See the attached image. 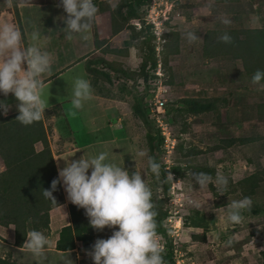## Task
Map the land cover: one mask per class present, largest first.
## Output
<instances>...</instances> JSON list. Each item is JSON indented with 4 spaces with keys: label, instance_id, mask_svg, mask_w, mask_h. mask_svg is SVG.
I'll return each mask as SVG.
<instances>
[{
    "label": "rangeland",
    "instance_id": "rangeland-1",
    "mask_svg": "<svg viewBox=\"0 0 264 264\" xmlns=\"http://www.w3.org/2000/svg\"><path fill=\"white\" fill-rule=\"evenodd\" d=\"M58 2L59 0H52L48 5L53 3L55 5L53 7L47 5L46 10L56 17L67 15L62 7L56 5ZM94 2L97 7L106 8L110 5L108 0ZM112 2L116 3L117 0ZM13 3L14 0H0L2 8L9 4V11L12 10L11 7L15 11ZM38 7L34 4L27 10L38 12ZM110 9L98 10L88 39H83L80 34H74L78 37L76 50L78 64L71 67L72 83L75 76L84 72V62L94 60L98 56L108 61L119 62L129 72L139 68L143 53L139 49L142 37L132 38V33L126 28L114 35L111 29ZM140 14L144 24L139 19H132L130 23L136 24V30L140 26L146 27L151 24L150 31L156 36L151 43L155 46V55L158 58L157 68H146V81L136 74L133 75V79H127L107 68L105 70L110 74L109 80L100 75L89 73L87 75L85 72L84 77L94 81L93 98L88 101V105H92L93 108L84 112L78 109V114L63 116L62 121L59 118L57 121L56 116L45 120L50 148L54 155H58L57 163L65 166L64 158L72 160L82 155L107 151L109 159L116 164L126 168L130 173L133 171L141 173L152 191V202L154 203L156 198H163V206L168 210L167 218L164 220L166 239L162 235H156V239L162 246L166 240L169 242V237L171 238L176 264L238 262L259 264V254L264 249V211L256 212L255 201H252L251 210L244 213V219L240 224H230L226 217L227 205L234 199L242 198L230 191L235 181L249 174L256 163L264 164V119L259 118L254 107L264 95V88L252 82L246 84L241 82L242 79L238 76V71L243 70L240 59L203 58L202 48L205 32L213 27H261L264 21V3L254 4L250 0H150L148 5L140 9ZM37 15L38 13L33 14L34 17ZM224 18L230 19L231 23L224 24L222 22ZM95 30L98 38L104 40L101 47L94 44ZM169 30L178 33L180 44L179 51L170 56L169 46L163 47L162 36ZM188 32L196 33L200 39L189 42ZM55 35L56 32H52V35L41 34L42 50L48 51L52 58H56L52 71L58 70L61 67L59 65H65V61L57 59L65 41H61ZM173 38L174 36H171V39ZM106 48L122 50L127 48L128 52L117 54L105 50ZM165 54H168L170 71L167 67L164 69L160 66V58ZM72 56V53L66 55L67 59ZM96 66L101 67L100 64ZM170 73L173 74L172 77ZM62 79L61 77L57 79L54 85L46 90V98L49 97V101L53 96L61 98L65 95L64 89L69 83L61 81ZM243 84L247 89L242 91V99L236 104L235 92L239 85ZM136 94L143 97L150 110L149 117L155 120L164 136L159 157L161 171L166 170L168 174L170 167L177 165L181 167L177 174L172 173L171 189L167 195L162 193V175L157 180L148 167L151 154L145 128L140 118L132 111ZM190 96L225 97L226 102L220 100L217 105L221 121L232 115L230 123L219 126L218 115L214 111L198 115L183 114L182 125L180 122L169 123L167 109L172 108L177 99ZM82 113L86 115L80 116ZM61 128L65 130L60 132ZM229 136H248L252 141L246 144L235 142L225 148L212 150L217 139H226ZM179 144L184 148L196 146L201 153L184 158L181 149H177ZM36 147L41 148L39 142L36 143ZM140 151L145 155L139 156ZM3 165L0 158V169ZM196 165L211 166L213 179L217 172L227 176L228 191L220 193L213 183L214 188H211L209 183L204 186L196 183L192 169ZM257 200L259 204L263 203V198ZM198 220L203 223L202 227L194 225ZM1 230L2 227L0 232ZM94 232L95 239L108 238L112 234V229L105 226L103 231L94 229ZM201 235H204L205 239ZM8 251L13 254L11 258L18 262L25 259V251L17 249L13 242L0 235V255L4 256Z\"/></svg>",
    "mask_w": 264,
    "mask_h": 264
},
{
    "label": "trees",
    "instance_id": "trees-1",
    "mask_svg": "<svg viewBox=\"0 0 264 264\" xmlns=\"http://www.w3.org/2000/svg\"><path fill=\"white\" fill-rule=\"evenodd\" d=\"M218 1V0H215ZM254 4L257 2L260 5L264 0H250ZM118 6L113 10L110 5L104 8L98 7L99 11L110 9V20L112 33L115 35L122 29L126 28L132 33V38L142 37L139 49L143 51L141 62L137 70L129 72L122 67L119 62L108 61L102 56L96 57L94 60H86L85 68L87 73L91 75H100L107 80L110 74L106 68L112 70L113 73L121 75L127 79L134 78L133 75L147 80V67L157 68L158 58L155 55V46L151 42L156 39V36L150 31L151 24L146 27L140 26L136 30L135 25L130 23L132 19H139L142 24V16L140 9L150 3V0H117ZM232 10V9H231ZM234 11V9H233ZM16 12V11H15ZM224 32H228L232 36L231 42L225 43L218 39ZM164 42L163 47L169 46V56L179 51V39L176 31L169 30L162 35ZM171 36H174L171 39ZM169 38V39H168ZM104 40L99 39L94 33V44L101 47ZM105 50L112 53H126L120 48H106ZM203 58H223L227 60L240 59L242 61L243 70L238 71V76L242 79L241 82H252L251 77L257 69L264 70V21L261 27L258 28H217L208 29L204 34ZM168 54L160 58V66L164 69L168 66ZM100 64L101 67L96 65ZM173 74L170 73V77ZM91 80V79H90ZM94 81L91 84L94 86ZM239 85L235 92V102L239 104L242 99V91H246L247 87ZM262 85L264 88V80L256 86ZM255 104V110L259 118L264 119V95ZM226 102L225 97H183L174 102L172 108L167 109V120L169 123L176 124L180 122L182 125V115H198L205 112L214 111L217 113V121L219 126L230 123L232 115L226 116L223 121L220 119L218 101ZM234 110V108H232ZM133 113L140 118L144 128L147 144L152 158L159 162V157L162 152L164 136L161 128L152 120L148 105L144 102L143 97L139 94L135 96V102L132 104ZM59 107L53 106L50 109H45L43 118L40 121L34 122L31 125H23L15 119L18 112L9 115H0V158L4 163V169L0 171V225L14 226V242L15 246L21 247L26 239V234L32 229L41 231L47 234L49 230V211L52 206L62 203V189L58 185V190L53 192L56 202L46 199L42 193L43 188H49L51 181L58 175L56 163L53 157V152L49 145L48 130L44 125L45 115H59ZM183 123V129H185ZM252 139L248 136H229L226 139H217L214 144V149L225 148L235 142L249 143ZM40 142L42 148L36 149L35 144ZM181 149L182 157L188 158L199 155L201 150L196 146L184 148L181 144L177 147ZM249 162L251 160H248ZM149 167V164H148ZM180 166H172L169 172L177 174L180 171ZM150 169V168H149ZM195 173L204 172L211 176L213 168L211 166L198 167L194 166ZM162 178V193L167 195L170 193L172 181L168 179L166 170L161 171ZM234 187L230 190L239 196H249L252 201H255L256 207L254 210L264 211V164L256 163L253 170L245 177L235 181ZM211 188H214L212 183H209ZM228 191V189H227ZM226 191V192H227ZM258 198H263V203H258ZM163 198H156L153 203L155 212L154 220L156 224V235H162L166 239V228L164 220L167 218L168 210L163 206ZM71 224L61 228L59 239L56 242L57 249H68L74 246V241L79 240L86 248H91L94 239V228L89 224V219L84 213L83 208H78L75 204H68ZM196 227H202L201 221L194 222ZM205 239L204 235H201ZM164 252V264H176L174 247L172 240L169 237V242L166 240L162 245ZM0 264H22L14 261L10 253L4 256L0 255ZM235 264H247L235 263ZM259 264H264V249L259 254Z\"/></svg>",
    "mask_w": 264,
    "mask_h": 264
},
{
    "label": "clouds",
    "instance_id": "clouds-1",
    "mask_svg": "<svg viewBox=\"0 0 264 264\" xmlns=\"http://www.w3.org/2000/svg\"><path fill=\"white\" fill-rule=\"evenodd\" d=\"M108 2L113 10L118 6L112 0ZM57 6L67 13L59 17L64 21V37L70 41L74 34H80L83 39H88L98 12L94 0H59ZM222 22L230 24L231 20L224 18ZM187 39L192 42L200 37L194 32H188ZM218 39L228 43L232 36L224 32ZM26 40L31 43L25 44ZM51 64L50 53L42 50L41 33L38 29L27 36L12 23L0 24V94L5 97L9 93L14 95L18 109L15 119L23 125L40 121L45 109L49 107L46 84L41 76L51 71ZM262 80L264 70L257 69L251 81L259 84ZM92 98L90 80L77 76L72 86V107L82 109L85 102ZM10 107L5 100L0 99V115L6 116ZM40 145L42 148L41 143ZM138 155L144 156L145 153L140 151ZM64 160L65 166L57 164L58 175L52 179L49 188H43L42 195L56 202L53 192L61 185L67 194V200L84 209L89 224L95 230L103 231L105 226L112 229L108 238H97L91 248L86 250L93 264H164V249L156 239L153 194L141 173H130L116 164L109 159L107 151ZM149 168L159 180L161 165L155 158H149ZM193 177L200 186L213 183L220 193L227 191L229 179L219 172L214 179L204 172H194ZM168 179H173L171 172H168ZM251 206L252 199L249 196L232 200L227 205V222L240 224L244 213L250 211ZM26 236L24 244L27 249L35 256L42 257L48 244L44 233L32 229ZM72 262L67 254L63 264Z\"/></svg>",
    "mask_w": 264,
    "mask_h": 264
},
{
    "label": "crops",
    "instance_id": "crops-1",
    "mask_svg": "<svg viewBox=\"0 0 264 264\" xmlns=\"http://www.w3.org/2000/svg\"><path fill=\"white\" fill-rule=\"evenodd\" d=\"M37 1H38L37 3H34V2L31 3V2L25 1V0H21V1L14 0L13 4L15 6L14 8H15L16 12L13 11L14 9L12 7H11V9H12L11 11L8 10L10 7V6H8L9 4L6 5V8H2L3 5L0 6V24L12 23V24L16 25L22 31V33L26 34L27 36H30L31 32L34 29H38L42 35H44L46 33L47 34L51 33V35H52V32H56L55 36L57 38H59L61 41H65L62 43L63 49L59 51V53H58L59 57L57 58L58 60H62L63 62L65 61V65H63V66L59 65L61 67L58 68V70L52 71L53 68H55L54 62H55L56 58L54 57V58H52L51 72L45 73L41 76V79L46 84V90L48 89L49 86L54 85L55 81H57V79H59L60 77L63 78L61 81H67L69 83V86H65L66 87L64 89L65 95L61 98H59L58 96L57 97L53 96V99L49 101V107L46 108V109H50L53 106H58L59 111L62 109L61 110L62 112L60 111L59 115L56 116L57 121H58V118H59V120L62 121L63 116H69L70 114L72 116H74L75 114H78V112H79L78 109H74L71 105V93H72L73 83L71 82L72 79L70 78V74H72V68L71 67L78 64V61H77L78 57L76 54V50L78 48V42H77L78 37L76 35H74L73 39L70 41L64 37V32L62 30L64 27V21L59 19V16L56 17L55 15H52L51 13H49L46 10L48 3L49 2L52 3V0H48L46 2H43L42 0H37ZM34 4L39 6L37 8V9H39L38 12L35 10L34 11L27 10L28 7H30ZM49 5H51V4H49ZM54 5L55 4L53 3V5H51V6L53 7ZM53 10H56V9H53ZM13 12H15V15H13ZM34 13H38L37 17L33 16ZM28 43H31V41L26 40L25 44H28ZM68 53H72L73 56L67 59L66 55H68ZM83 70H84V72H81V74H79L80 76H84L85 72L87 74V71L85 68V62H84ZM63 74H64V76H63ZM76 77L77 76H75V78ZM64 78H66V79H64ZM88 79L90 80L89 77H88ZM58 85L59 84H56V86H58ZM92 87L94 88L93 85H92ZM0 99L5 100L9 105H11L7 115L18 112V109L16 107L17 101H16V98L14 97L13 94L9 93V95L7 97L3 96V94H0ZM68 107H70V108H68ZM91 108H93V106L90 104L88 105V101H87V102H85V105L82 108V112L87 111V109H91ZM84 115H86V114L82 113L80 116H84ZM45 116L46 117L44 118V125L47 128V125L45 124V120H50L53 115H45ZM47 130H48V128H47ZM63 130H65V129H63V128H61V130L59 129L60 132ZM83 134L86 135L85 133H83ZM35 147H36V145H35ZM56 156H58V155H54L56 168H57L58 163H57ZM62 166L63 165H60V167H62ZM4 168L5 167L3 165V167L0 169V171H2ZM57 172H58V170H57ZM61 189H62V196H63L62 203L52 206L50 211H49V230H48V233L45 234V236L48 240V244L45 247L44 255L42 257H37L33 253H31L27 249L26 245L24 244L26 239H27V237H26V239H25V241L21 247L15 246L17 249H19L21 251H25L24 252L25 259L23 260V262L19 261V263H22V264H51V258H53V264H63L64 258L67 256V254H69L70 258L73 260L72 264H93L91 257L89 255H87V252H86V250H89L90 248H86L85 246H83L82 242L79 240L74 241V246L72 248L62 250V249H57V247H56L57 246L56 242L59 239V234H60L61 228L66 226V225L71 224V219H70L69 210H68V204H73L67 200V194L64 191V188L62 186H61ZM0 227H2L0 235L2 237L6 238V240H8V241L10 240L11 242H14V226L12 224H9L8 226H1L0 225ZM94 234H95V232H94ZM95 240L96 239H95V235H94L93 243L95 242ZM8 253H10V252L8 251ZM25 253L26 254L28 253L29 255H26ZM10 255L13 256L12 253H10ZM49 256H52V257H49ZM26 259H28V260L25 261ZM14 261H17V260H14ZM47 261H49V263H47Z\"/></svg>",
    "mask_w": 264,
    "mask_h": 264
}]
</instances>
